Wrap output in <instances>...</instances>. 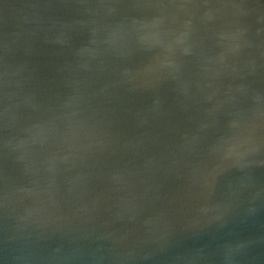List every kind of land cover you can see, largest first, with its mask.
Wrapping results in <instances>:
<instances>
[{
	"label": "water",
	"instance_id": "obj_1",
	"mask_svg": "<svg viewBox=\"0 0 264 264\" xmlns=\"http://www.w3.org/2000/svg\"><path fill=\"white\" fill-rule=\"evenodd\" d=\"M0 264H264V0H0Z\"/></svg>",
	"mask_w": 264,
	"mask_h": 264
}]
</instances>
